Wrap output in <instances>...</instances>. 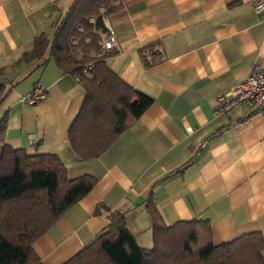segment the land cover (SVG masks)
I'll return each mask as SVG.
<instances>
[{"label": "crops", "instance_id": "crops-1", "mask_svg": "<svg viewBox=\"0 0 264 264\" xmlns=\"http://www.w3.org/2000/svg\"><path fill=\"white\" fill-rule=\"evenodd\" d=\"M75 1L0 0L6 144L57 155L70 179L97 180L34 243L42 263L76 256L117 212L126 214L137 243L151 249V193L167 226L208 221L216 246L252 233L264 237V115L248 105L230 118L216 115L220 95L254 66L264 68V11H255L251 0H117L120 9L107 20L119 51L108 66L154 103L101 157L83 160L68 137L86 97L82 84L53 63L36 68L22 61L37 37H53L56 20ZM157 43L146 54L161 60L146 68L140 51ZM158 49L160 57L154 56ZM39 84L46 100L21 104Z\"/></svg>", "mask_w": 264, "mask_h": 264}, {"label": "trees", "instance_id": "trees-1", "mask_svg": "<svg viewBox=\"0 0 264 264\" xmlns=\"http://www.w3.org/2000/svg\"><path fill=\"white\" fill-rule=\"evenodd\" d=\"M119 9L117 0H76L56 20L53 37L41 34L22 57L36 68L53 63L82 84L86 97L68 137L83 160L101 157L154 103L108 66L107 60L117 51L103 49L108 35L104 19ZM157 46L140 51L146 68L161 60L150 61L146 54ZM160 54L159 49L154 52V56ZM2 76L0 69V102L5 94ZM7 125L4 116L0 120V264H43L34 243L85 198L97 180L88 175L70 179L57 155L31 154L7 145ZM146 210L153 222L151 249L137 243L128 230L126 214L117 212L91 244L64 264H264L261 233L216 246L208 221L167 226L153 193Z\"/></svg>", "mask_w": 264, "mask_h": 264}, {"label": "built area", "instance_id": "built-area-1", "mask_svg": "<svg viewBox=\"0 0 264 264\" xmlns=\"http://www.w3.org/2000/svg\"><path fill=\"white\" fill-rule=\"evenodd\" d=\"M255 11H264V0H251ZM108 30L107 37L103 40V49L106 51H119L117 37L109 24L104 19ZM91 68V67H90ZM79 81V79L77 78ZM47 98V91L42 85H36L33 90L20 98V103L29 107L42 103ZM217 116L232 117L242 106L248 105L257 113L264 115V68L256 65L250 75L240 82L232 91L217 98ZM192 133L191 130H189Z\"/></svg>", "mask_w": 264, "mask_h": 264}]
</instances>
